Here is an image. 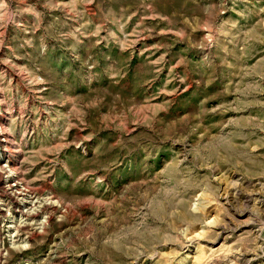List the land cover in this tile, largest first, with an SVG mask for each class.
Masks as SVG:
<instances>
[{
    "label": "rangeland",
    "instance_id": "374dc122",
    "mask_svg": "<svg viewBox=\"0 0 264 264\" xmlns=\"http://www.w3.org/2000/svg\"><path fill=\"white\" fill-rule=\"evenodd\" d=\"M0 126V264H264V0H0Z\"/></svg>",
    "mask_w": 264,
    "mask_h": 264
},
{
    "label": "bare ground",
    "instance_id": "6f19581e",
    "mask_svg": "<svg viewBox=\"0 0 264 264\" xmlns=\"http://www.w3.org/2000/svg\"><path fill=\"white\" fill-rule=\"evenodd\" d=\"M1 127L2 126H0V133H2V130H1ZM3 136V135H2ZM2 138V137H1ZM6 138V137H5ZM2 140V139H1ZM10 169H12V168H10ZM7 186H9V188H17V186H18V183H15V182H11V184H7ZM21 189V188H20ZM47 199V198H46ZM29 202V201H28ZM33 209H35V208H33ZM28 213V212H27ZM29 214H34V211H32V210H30V212H29ZM24 219V218H23ZM30 220V219H29ZM36 220V219H35ZM22 222V221H21ZM35 222H38V221H33L32 223H35ZM9 227H14V224L13 225H9ZM12 233V232H11Z\"/></svg>",
    "mask_w": 264,
    "mask_h": 264
}]
</instances>
